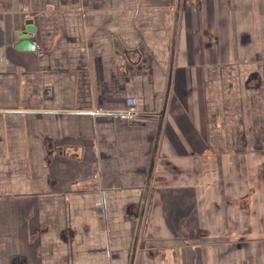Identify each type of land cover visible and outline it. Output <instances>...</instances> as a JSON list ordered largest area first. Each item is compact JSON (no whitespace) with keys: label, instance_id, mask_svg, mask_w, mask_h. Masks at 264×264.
<instances>
[{"label":"crops","instance_id":"1","mask_svg":"<svg viewBox=\"0 0 264 264\" xmlns=\"http://www.w3.org/2000/svg\"><path fill=\"white\" fill-rule=\"evenodd\" d=\"M177 1L0 0V264H129L173 58L147 218L171 246L139 261L236 264L189 235L264 234V0Z\"/></svg>","mask_w":264,"mask_h":264},{"label":"rangeland","instance_id":"2","mask_svg":"<svg viewBox=\"0 0 264 264\" xmlns=\"http://www.w3.org/2000/svg\"><path fill=\"white\" fill-rule=\"evenodd\" d=\"M221 48H222L221 50H223V51L225 50L227 52L226 47H221ZM115 118H121V117L116 116ZM159 142H160V138H159ZM153 151H154V149H153ZM152 156H153V154H152ZM158 156H159V154H157V157ZM159 162H160V159L158 157V158H156V165H155V169H154V175L152 177L153 178L152 183H150V184H152L151 185V195L149 196L148 202L146 203V207L144 208L145 212H144L143 216L140 215L139 221L137 222L138 223L137 230L135 232V235L133 236L134 237L133 248L135 245H137V248H136V250H137L136 254L137 255H136L135 261L133 262L134 264L141 263V260H142V262L144 261V263L146 261L148 262L149 261L148 251H154V257H156L155 261L158 262V260H160L162 257H165V249L167 247L171 246V245H167L165 247V245H164L165 243L163 244L162 240L156 238V236H155L156 234L154 233V231L157 232V230H156L155 226H153V225L157 221L156 218H158V219L160 218V217H158L159 213L157 212V210H156V216L157 217L155 216V218H154V216H153L151 218L152 219L151 222L147 221L148 215H151V212L153 210L155 211V207L152 206V201H153L152 196L154 193L153 186H155L157 188L156 192H158L160 187L163 186V184L159 181H161V179L163 178V175H161L160 171H163L164 167H163V165L161 166ZM158 166L161 167L162 170H159ZM149 169H150V166H149ZM148 175H149V171H148ZM147 179H148V176H147ZM144 195H145V193H144ZM142 197H143V195H142ZM143 201H144V197L142 199V205L139 209L140 214L142 213L141 209L143 208ZM208 211L211 212V209H209ZM188 225L190 228L193 227L192 222H189ZM152 228L154 229V231L152 230ZM203 228L204 227H202V229ZM173 241L174 242L172 245H175V244H178V241H182V240H180V238H177L176 240H173ZM188 242H189V245H192V246H195V245H201V246L202 245H209L210 246V244H217V245L219 244L222 247V250H224V252H222V253H225V252L228 253V251L226 250L228 246L225 245L223 237L222 238H209V239H207V238H203V237H196L193 235H189ZM173 247H175V246H173ZM163 248H165V249H163ZM148 249H150V250H148ZM231 252L233 253V251H231ZM132 255H131V260H132ZM237 256H238L237 258H239V259L244 257V255L242 256L241 253H238ZM139 259H141V260L139 261ZM131 260L128 262L129 264H131L130 263ZM155 261H153V262L155 263Z\"/></svg>","mask_w":264,"mask_h":264},{"label":"water","instance_id":"3","mask_svg":"<svg viewBox=\"0 0 264 264\" xmlns=\"http://www.w3.org/2000/svg\"><path fill=\"white\" fill-rule=\"evenodd\" d=\"M180 5H181V0H178L177 1V5H176V16L179 15V8H180ZM26 27L20 31H18V38L19 40L14 44L15 47L17 49H25V50H33L36 48V44L35 42L32 40V36L35 35L36 33V27L35 25L33 24L34 20L33 18H26ZM174 51V49H173ZM172 51V53H174ZM174 57V55L172 54V58ZM174 59V58H173ZM172 59V61H173ZM171 61V64H170V70H169V74H168V79H167V87H166V93H165V100H164V104L163 105V108L160 112H157L156 115H159L160 117H158V121H159V130H158V134H157V138H156V141H155V146H154V151H153V156H152V159H151V164H150V169H148L149 171V175H148V179H147V182L145 183L146 186H145V190H144V193L145 195H143L144 197V201H143V208L141 209L142 210V213H141V216H143L145 210L144 208L146 207V203L148 202V199H149V196L151 195V185L150 183H152V177L154 175V169H155V165H156V156H157V152H158V146H159V138H160V134H161V124L163 123V120H164V117H165V114H166V108H167V101H168V96H169V93H170V89H171V85H172V81H173V62ZM137 248V245L134 246V248L132 249L133 250V255H132V260H131V264H134L133 262L135 261L136 259V250Z\"/></svg>","mask_w":264,"mask_h":264},{"label":"flooded vegetation","instance_id":"4","mask_svg":"<svg viewBox=\"0 0 264 264\" xmlns=\"http://www.w3.org/2000/svg\"><path fill=\"white\" fill-rule=\"evenodd\" d=\"M247 34H240V42L244 43L248 41ZM261 228L259 224H251L249 225V230L254 231L256 227ZM261 232V231H260ZM223 240L227 247L228 252H235V262L236 264H261V249L264 247V234L259 233L255 236H251L247 232H244L239 237L233 238L231 235L223 236ZM241 253L244 255L243 258H237V254ZM238 259V260H237Z\"/></svg>","mask_w":264,"mask_h":264},{"label":"built area","instance_id":"5","mask_svg":"<svg viewBox=\"0 0 264 264\" xmlns=\"http://www.w3.org/2000/svg\"><path fill=\"white\" fill-rule=\"evenodd\" d=\"M116 116H120L123 119L133 120L134 118H139L140 112L135 106H130L126 110L116 112Z\"/></svg>","mask_w":264,"mask_h":264}]
</instances>
